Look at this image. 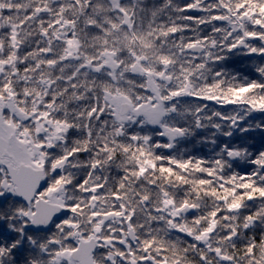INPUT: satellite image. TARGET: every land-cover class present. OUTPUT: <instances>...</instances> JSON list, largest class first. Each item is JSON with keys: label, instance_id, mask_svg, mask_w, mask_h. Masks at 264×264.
<instances>
[{"label": "snow or ice", "instance_id": "1", "mask_svg": "<svg viewBox=\"0 0 264 264\" xmlns=\"http://www.w3.org/2000/svg\"><path fill=\"white\" fill-rule=\"evenodd\" d=\"M0 264H264V0H0Z\"/></svg>", "mask_w": 264, "mask_h": 264}, {"label": "trees", "instance_id": "2", "mask_svg": "<svg viewBox=\"0 0 264 264\" xmlns=\"http://www.w3.org/2000/svg\"><path fill=\"white\" fill-rule=\"evenodd\" d=\"M256 61H251L246 58L233 57L232 61L229 64V67L240 70L241 72H246L248 69L254 67ZM189 151H193V146L191 144L187 145ZM195 149L199 150L203 154L206 149L201 145H195Z\"/></svg>", "mask_w": 264, "mask_h": 264}]
</instances>
